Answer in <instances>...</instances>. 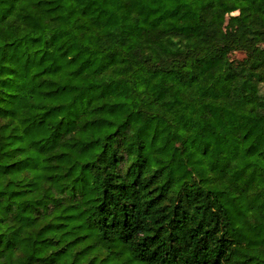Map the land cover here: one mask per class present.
<instances>
[{"label": "trees", "instance_id": "1", "mask_svg": "<svg viewBox=\"0 0 264 264\" xmlns=\"http://www.w3.org/2000/svg\"><path fill=\"white\" fill-rule=\"evenodd\" d=\"M261 45L264 0H0V264H264Z\"/></svg>", "mask_w": 264, "mask_h": 264}, {"label": "rangeland", "instance_id": "2", "mask_svg": "<svg viewBox=\"0 0 264 264\" xmlns=\"http://www.w3.org/2000/svg\"><path fill=\"white\" fill-rule=\"evenodd\" d=\"M228 30H229V29H228ZM259 50H260V52L262 53L263 58H264V45H261V46L259 47ZM232 57H233L234 59H242V58L244 57V55H243L242 53H234V54L232 55ZM262 91H263V93H264V87H262Z\"/></svg>", "mask_w": 264, "mask_h": 264}]
</instances>
